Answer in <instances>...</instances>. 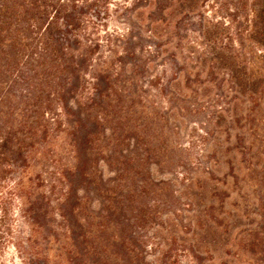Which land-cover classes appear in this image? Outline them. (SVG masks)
<instances>
[{"label": "trees", "instance_id": "obj_1", "mask_svg": "<svg viewBox=\"0 0 264 264\" xmlns=\"http://www.w3.org/2000/svg\"><path fill=\"white\" fill-rule=\"evenodd\" d=\"M192 87L224 91L220 112L241 98L247 116L264 108V0H0V188L17 202L20 229L5 243L31 248L34 261L57 241L74 264H147L145 241H165L131 230L147 222L165 237L191 225L212 248L227 232L220 211L203 205L182 222L168 203L173 218L158 220L168 181L145 169L167 153L153 131L162 120L147 112L153 98L170 104L175 89ZM36 164L53 169L46 191L41 174L29 177ZM8 208L0 201V219Z\"/></svg>", "mask_w": 264, "mask_h": 264}, {"label": "rangeland", "instance_id": "obj_2", "mask_svg": "<svg viewBox=\"0 0 264 264\" xmlns=\"http://www.w3.org/2000/svg\"><path fill=\"white\" fill-rule=\"evenodd\" d=\"M192 88V91L175 89L174 92L178 94H174L170 104L166 103L167 97L164 95L163 98H153L156 105L148 108L147 112L150 115L154 112L162 120L156 122L154 117L153 131L166 144L167 153L161 159L160 166L147 164L145 169L148 176L166 178L168 181L162 189L168 199L165 205L157 208L158 220H162L164 214L173 218L168 203L179 209L182 222H190L198 215L196 209L203 208V205H212L213 211H220L218 216L223 219L227 232L219 242L215 240L212 248H207L204 243H199L200 238L192 236L191 225L183 231L177 228L165 237L164 229L154 224L149 227L146 222L140 229L133 227L131 230L146 236L147 240L154 232L165 241L162 243L161 239L156 238L161 242L158 248H153L150 240L145 241V245L151 247L143 245L140 248L142 260L147 264H264V108L262 105L253 107L247 116L249 104L241 98L236 107L230 105L228 112H220L225 106L219 99L224 91L210 89L202 92L199 88ZM212 99L218 101L213 103ZM233 110H237L240 118L234 126L228 120ZM217 113L222 116L216 119L217 126H214L212 120ZM51 143L57 148L54 152L61 153L62 145H59L58 138L51 140ZM61 155L62 161H67V155ZM100 169L107 174L103 164ZM42 170L46 171L41 173L40 165H34L29 177L34 180L35 175L41 174L45 178L43 190L46 191L49 183L46 181L47 171L53 169L47 164ZM207 171L216 180L213 183L218 196L213 200L208 199L209 191L214 190L210 188L212 182L208 180ZM195 182L203 187H196ZM6 188V185L0 188V201L9 207L7 214L0 219V264H19L17 255L23 258L24 264L29 258L31 264H41L42 261L45 264H74L77 258L64 259L66 255L62 253L63 248H58L57 241H51L47 248H38L41 257L35 261L31 248L22 244L24 248H18L19 253L5 243L9 236L18 235L20 230L18 216H14L17 202L8 196ZM184 203L190 205L184 207ZM49 223L54 226L56 221ZM40 230L42 232L43 228ZM170 237H175L174 244L169 241ZM36 239L39 240L38 235ZM192 244L195 247L191 248Z\"/></svg>", "mask_w": 264, "mask_h": 264}]
</instances>
